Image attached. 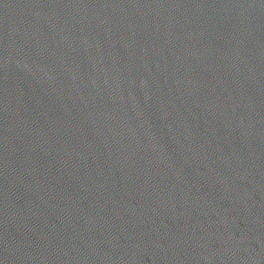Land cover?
Masks as SVG:
<instances>
[{"label": "water", "instance_id": "obj_1", "mask_svg": "<svg viewBox=\"0 0 264 264\" xmlns=\"http://www.w3.org/2000/svg\"><path fill=\"white\" fill-rule=\"evenodd\" d=\"M0 264H264V0H0Z\"/></svg>", "mask_w": 264, "mask_h": 264}]
</instances>
